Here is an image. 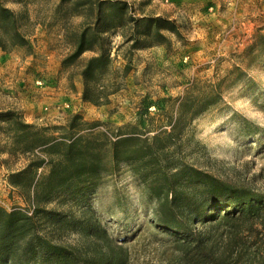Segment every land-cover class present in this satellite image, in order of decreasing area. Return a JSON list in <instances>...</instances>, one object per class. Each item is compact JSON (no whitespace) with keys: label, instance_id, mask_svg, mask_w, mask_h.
Listing matches in <instances>:
<instances>
[{"label":"rangeland","instance_id":"1","mask_svg":"<svg viewBox=\"0 0 264 264\" xmlns=\"http://www.w3.org/2000/svg\"><path fill=\"white\" fill-rule=\"evenodd\" d=\"M127 1L136 16L175 20L181 34L167 31L168 45L131 50L123 44L122 31L112 30L113 65L122 70L129 62L130 69L122 87L100 105L82 98L80 64L93 52L63 63L73 50L68 35L81 28L83 16L70 14L69 4L60 0H33L25 7L9 1L15 11L23 12L21 29L32 50L0 47V110L15 109L39 126L64 124L80 113L89 121L104 122L100 128L113 138L117 127L138 122L144 112L156 114L157 104L166 98L175 100L190 86L200 92L220 83L221 98L192 123L186 159L224 181L264 192V0ZM0 137L3 147L6 135L0 132ZM26 163L25 155L0 152V204L8 209H33L9 181L11 172ZM106 165L110 172L89 204L109 233L128 247L129 261L183 264L167 234L154 226L136 176L123 162L114 164L108 157ZM46 207L70 216L82 214L78 205H62L56 199ZM40 222L41 232L52 240L87 248L89 239L80 230L43 217Z\"/></svg>","mask_w":264,"mask_h":264},{"label":"trees","instance_id":"2","mask_svg":"<svg viewBox=\"0 0 264 264\" xmlns=\"http://www.w3.org/2000/svg\"><path fill=\"white\" fill-rule=\"evenodd\" d=\"M9 1L25 7L33 0H0V47L32 50L21 29L23 12L15 11ZM60 2L69 4L70 14L83 16L81 28L67 34L73 50L63 63L93 52L81 62L79 73L84 81L82 98L94 104L109 102L130 69L129 62L122 70L113 65L112 30L122 31L123 44L131 50L168 45L167 31L181 34L173 19L136 16L127 0ZM221 94L220 83L200 92L190 86L181 97L156 103V114L144 112L138 122L117 127L113 138L100 128L104 122L89 121L80 113L70 115L64 124L39 126L15 109L0 110V132L7 139L5 146L0 143V152L27 158L9 181L33 206L29 213L0 204V264H132L128 247L109 233L89 204L110 172L108 157L114 164L125 163L143 186L153 224L167 234L179 262L264 264V192L224 181L186 159L194 119ZM54 199L78 205L82 214L70 216L47 208ZM41 217L80 230L89 239L87 248L46 236L40 230Z\"/></svg>","mask_w":264,"mask_h":264},{"label":"built area","instance_id":"3","mask_svg":"<svg viewBox=\"0 0 264 264\" xmlns=\"http://www.w3.org/2000/svg\"><path fill=\"white\" fill-rule=\"evenodd\" d=\"M33 209L31 211H29V213H32Z\"/></svg>","mask_w":264,"mask_h":264}]
</instances>
